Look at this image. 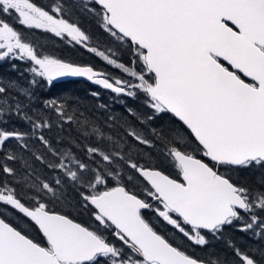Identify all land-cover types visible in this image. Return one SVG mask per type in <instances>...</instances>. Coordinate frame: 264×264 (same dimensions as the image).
Listing matches in <instances>:
<instances>
[{
  "label": "snow or ice",
  "instance_id": "1",
  "mask_svg": "<svg viewBox=\"0 0 264 264\" xmlns=\"http://www.w3.org/2000/svg\"><path fill=\"white\" fill-rule=\"evenodd\" d=\"M82 7L127 49V64L111 49L109 55L89 46L62 5L46 10L35 0H0V62H13V69L15 61L28 62L31 88L86 77L117 96L141 99L145 112L125 110L150 135L127 123L120 125L125 136L115 138L70 99L35 106L34 92L23 89L22 103L11 94L14 82H0V207L17 210L33 230L0 215V264H264V252L258 260L224 239L229 227L264 238V177L256 187L233 176L264 170V0H84ZM26 30L69 38L127 78L44 54L25 39ZM165 116L173 121L166 131L155 123ZM13 118L25 128L10 126ZM114 120L110 115L105 127ZM66 123L78 126L82 142L57 148L45 133ZM128 137L158 146L156 163L134 157ZM127 170L143 184L142 194L127 187ZM68 187L91 223L55 207ZM146 211L193 246L223 240L230 257L190 254Z\"/></svg>",
  "mask_w": 264,
  "mask_h": 264
},
{
  "label": "trees",
  "instance_id": "2",
  "mask_svg": "<svg viewBox=\"0 0 264 264\" xmlns=\"http://www.w3.org/2000/svg\"><path fill=\"white\" fill-rule=\"evenodd\" d=\"M35 2L40 6H44L46 10H50L51 6L54 5H62L65 9V18L70 22L77 24L81 30L90 37V40L88 41L89 46L95 47L99 51H104L105 54L109 55L110 53L108 50L111 49L113 52L117 53L116 58L118 61H123L126 64L130 61L131 57L127 49L118 46L116 42L112 41L108 34L103 32L98 26L96 19L83 9L82 4L84 0H35ZM24 36L29 43L44 54H54L78 64L91 65L94 69L110 74L113 77L120 76L127 78L122 70H118L116 67L108 65L102 57L87 51L82 45H75L73 42H70L69 38H57L54 34L43 30H26L24 31ZM12 63L13 62H0V82L5 84L8 82H14V89L11 94L13 96H18V99L22 103H27L26 97L24 95H19V92L23 89H28L34 92L35 106H39L42 100L53 97L57 99H70L73 107L80 109L85 116L95 120L106 134H111L115 138L124 137L125 131L120 125L130 123L139 130L150 135V129L141 126L138 120L125 110L128 108L132 109L134 112L142 114L146 111L143 107V100L127 96H117L116 94L102 90L97 86L78 80L57 82L54 83L52 87H48L46 84H41L38 87L31 88L29 85L30 74L26 71L29 63L26 61H15V69L12 68ZM93 93H99L98 97L94 96ZM110 115L114 116L115 120L112 121L113 127L108 128L105 127V122L108 121ZM155 123L161 125L165 131L173 126V121L169 116H165L162 119L155 121ZM9 125H18L21 130L25 128V125L15 118L9 121ZM45 134L57 148L71 146L70 141L77 144L82 142V136L78 130V126L72 123L64 124L62 130L53 125L51 131H48ZM58 136L63 137L61 144L56 143V138ZM90 142L94 143L95 141L93 139ZM126 144L127 147L130 148L132 155L139 158L141 163H156L159 154L158 146L150 147L147 145H140L130 137L127 138ZM32 163L38 171L41 169V165H39L38 162L32 161ZM13 166L23 172L19 163H16ZM122 174L124 175V181L126 182L127 187L132 191H136L138 194H142L143 184L138 180L135 173L131 170H127L122 171ZM233 176L241 183L258 187L259 180L264 177V170L257 169L241 171L233 173ZM129 177H131V179H129ZM64 200L65 202L63 204L60 203L55 206L57 210L70 214L71 217L78 222L91 223L88 213L78 206V196L71 187L67 188L64 194ZM10 211L13 214L11 218H14L12 220L8 218V221L20 228L23 226L24 228L22 229L29 233L33 231L24 217L11 209ZM147 213L148 212H145L146 216ZM179 237L180 238L175 240L176 242H173L181 245V247L183 244H190L191 246L189 241L181 235H179ZM229 238L238 246L245 249H251L253 253H256V259H261L260 252H264L261 249L264 245V238H256L250 233L246 234L237 231L234 227H229L225 230L224 239ZM209 240L213 244L212 249L214 250V254H228L230 257V251L225 249L223 240L213 239L212 237H209ZM183 249L196 256H204L209 251V249L207 250L199 246H191L190 248Z\"/></svg>",
  "mask_w": 264,
  "mask_h": 264
},
{
  "label": "flooded vegetation",
  "instance_id": "3",
  "mask_svg": "<svg viewBox=\"0 0 264 264\" xmlns=\"http://www.w3.org/2000/svg\"><path fill=\"white\" fill-rule=\"evenodd\" d=\"M146 212H148V213H147V217L150 218V219L153 221V223H154V225L156 226V228L158 229V231H160L162 234L166 235L171 241H175L176 239L180 238V237H179L180 234L174 232V231L171 229L170 226H168V225H166V224H164V223H160V222H158V221L155 219V217L152 216V213H151L150 211H146ZM175 242H176V241H175ZM175 244L178 245L177 243H175ZM179 246L181 247V245H179ZM191 246H193V245L191 244ZM193 247H194V246H193ZM212 247H213V244L210 242V244H209L207 250L209 249V251L212 250V252H214V250L212 249ZM221 254H222V253H221Z\"/></svg>",
  "mask_w": 264,
  "mask_h": 264
},
{
  "label": "water",
  "instance_id": "4",
  "mask_svg": "<svg viewBox=\"0 0 264 264\" xmlns=\"http://www.w3.org/2000/svg\"><path fill=\"white\" fill-rule=\"evenodd\" d=\"M71 80L83 81V82L88 83V84H91V85H93V86H97V87L101 88L102 90H105V89H103L101 86L96 85V84L92 83L91 81L87 80L86 77H64V78H58V80L55 81L54 83H57V82H63V81H71ZM105 91H108V92L112 93L111 90H105ZM112 94H114V93H112ZM11 210H12V209H11ZM13 211L16 212V213L18 214V211H17V210H13ZM19 215L22 216V214H19ZM22 217H23V216H22ZM25 219H26V218H25Z\"/></svg>",
  "mask_w": 264,
  "mask_h": 264
},
{
  "label": "rangeland",
  "instance_id": "5",
  "mask_svg": "<svg viewBox=\"0 0 264 264\" xmlns=\"http://www.w3.org/2000/svg\"><path fill=\"white\" fill-rule=\"evenodd\" d=\"M61 204H63V203H61ZM0 214L6 219L9 218L12 220L14 218V217L11 218V216H13V214L11 213L9 208L0 207ZM22 228H24V227L22 226ZM183 245H185L186 247ZM183 245H182L183 248H190L191 247L190 244H183ZM261 249H262V251H264V245L262 246Z\"/></svg>",
  "mask_w": 264,
  "mask_h": 264
}]
</instances>
